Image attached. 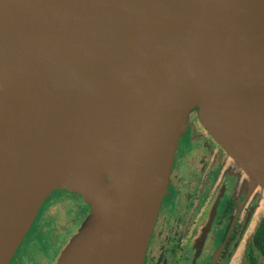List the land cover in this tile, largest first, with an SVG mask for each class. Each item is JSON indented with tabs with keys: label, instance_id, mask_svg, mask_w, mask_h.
Here are the masks:
<instances>
[{
	"label": "water",
	"instance_id": "95a60500",
	"mask_svg": "<svg viewBox=\"0 0 264 264\" xmlns=\"http://www.w3.org/2000/svg\"><path fill=\"white\" fill-rule=\"evenodd\" d=\"M195 108L264 188V0H0V264L58 187L91 211L56 264H143Z\"/></svg>",
	"mask_w": 264,
	"mask_h": 264
},
{
	"label": "flooded vegetation",
	"instance_id": "af4514ba",
	"mask_svg": "<svg viewBox=\"0 0 264 264\" xmlns=\"http://www.w3.org/2000/svg\"><path fill=\"white\" fill-rule=\"evenodd\" d=\"M195 126L180 139L143 264H264V188Z\"/></svg>",
	"mask_w": 264,
	"mask_h": 264
},
{
	"label": "rangeland",
	"instance_id": "374dc122",
	"mask_svg": "<svg viewBox=\"0 0 264 264\" xmlns=\"http://www.w3.org/2000/svg\"><path fill=\"white\" fill-rule=\"evenodd\" d=\"M196 124L198 128L204 127L197 112L192 110L184 136L191 132L193 126L196 128ZM90 211L91 205L82 194L67 188H56L43 202L9 264H56L63 249L87 219ZM64 229H70L68 237L60 239V236L55 240ZM52 241L57 243L53 248L48 245Z\"/></svg>",
	"mask_w": 264,
	"mask_h": 264
},
{
	"label": "bare ground",
	"instance_id": "6f19581e",
	"mask_svg": "<svg viewBox=\"0 0 264 264\" xmlns=\"http://www.w3.org/2000/svg\"><path fill=\"white\" fill-rule=\"evenodd\" d=\"M72 160L73 161H71V163L73 164V166L69 164L65 168L66 171L63 170L61 174H59L60 172L55 174V177H58L57 179L63 178L64 177L63 175L68 174V173H73L75 177L77 178V180H79L81 177L84 180L91 179V177L94 175V169H98L96 167L99 165L98 163L101 160V158L97 161L95 160L87 161L84 159L81 160L78 157ZM99 172L102 173L101 170Z\"/></svg>",
	"mask_w": 264,
	"mask_h": 264
}]
</instances>
